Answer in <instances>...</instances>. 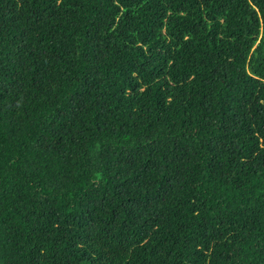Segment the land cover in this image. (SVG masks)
Wrapping results in <instances>:
<instances>
[{"label":"trees","instance_id":"obj_1","mask_svg":"<svg viewBox=\"0 0 264 264\" xmlns=\"http://www.w3.org/2000/svg\"><path fill=\"white\" fill-rule=\"evenodd\" d=\"M0 264H264V0H0Z\"/></svg>","mask_w":264,"mask_h":264}]
</instances>
